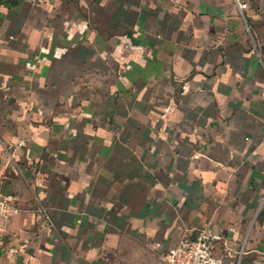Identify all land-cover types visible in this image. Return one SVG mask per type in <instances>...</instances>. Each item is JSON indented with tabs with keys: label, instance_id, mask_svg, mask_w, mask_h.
I'll return each instance as SVG.
<instances>
[{
	"label": "crops",
	"instance_id": "0c3cea01",
	"mask_svg": "<svg viewBox=\"0 0 264 264\" xmlns=\"http://www.w3.org/2000/svg\"><path fill=\"white\" fill-rule=\"evenodd\" d=\"M248 1L0 0V264H167L205 227L222 264H264Z\"/></svg>",
	"mask_w": 264,
	"mask_h": 264
},
{
	"label": "built area",
	"instance_id": "2783aa9c",
	"mask_svg": "<svg viewBox=\"0 0 264 264\" xmlns=\"http://www.w3.org/2000/svg\"><path fill=\"white\" fill-rule=\"evenodd\" d=\"M242 12L249 9L248 0H235ZM20 213L15 199L0 195V219L8 220ZM46 218L51 220L46 214ZM219 242H224L225 255H216ZM227 240L211 227L201 229L195 238H184L166 255L167 264H222L223 257H231Z\"/></svg>",
	"mask_w": 264,
	"mask_h": 264
}]
</instances>
